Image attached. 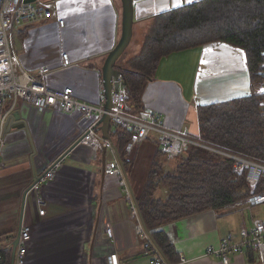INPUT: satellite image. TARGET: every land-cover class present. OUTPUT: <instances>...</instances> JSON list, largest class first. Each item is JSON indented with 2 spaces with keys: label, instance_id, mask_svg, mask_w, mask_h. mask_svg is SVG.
I'll return each mask as SVG.
<instances>
[{
  "label": "crops",
  "instance_id": "obj_1",
  "mask_svg": "<svg viewBox=\"0 0 264 264\" xmlns=\"http://www.w3.org/2000/svg\"><path fill=\"white\" fill-rule=\"evenodd\" d=\"M51 1L57 3L64 27L59 28L52 18L35 27L15 29L16 53L33 75L39 67L50 65V88L71 87L79 100L97 104L106 55L121 36V1ZM199 1L133 0L132 38H137V30L144 32L155 16ZM133 46L134 56L141 45ZM62 53L69 55L71 68L60 67ZM183 56L184 65L192 64L186 90L182 78H169L178 76L172 66L162 67L165 59L177 61ZM251 91L244 51L211 42L163 57L156 75L147 82L142 105L144 111L161 115L167 128L198 137V107L227 102ZM16 111L25 127L6 133L0 159V248H12L21 226L27 225L31 240L26 264H107V257L113 254L121 264H150L143 248L145 238L131 216L130 199L118 178L106 173L105 164L113 160L109 149L104 152L77 145L70 150L60 161L54 180L40 190L45 213L39 215L36 193L25 192L79 139L90 121L79 113L66 114L59 109L38 112L25 102H19ZM98 130L101 133V125ZM114 131L111 123L109 136L116 144ZM158 150L153 135L128 154L131 164L127 176L135 196L142 192ZM256 220L264 221V204L207 210L165 224L158 231L172 246L169 263L176 264L178 254H182L187 259L183 264H220L218 259L204 255L206 247L219 244L230 234L239 241L240 229L251 228ZM105 223L112 227L110 239L104 235ZM229 264H264V255L248 250L232 256Z\"/></svg>",
  "mask_w": 264,
  "mask_h": 264
},
{
  "label": "trees",
  "instance_id": "obj_2",
  "mask_svg": "<svg viewBox=\"0 0 264 264\" xmlns=\"http://www.w3.org/2000/svg\"><path fill=\"white\" fill-rule=\"evenodd\" d=\"M150 22L139 53L125 60L126 50L114 67L128 91L130 111L139 114L143 110L144 89L163 57L211 42L231 45L245 53L252 91L227 102L198 107L200 138L264 160V95L256 93L264 81V0H202L161 13ZM114 137L117 141L113 146L127 173L131 160L125 149L130 134L115 127ZM263 189L262 185L249 186L233 174L232 161L220 155L189 147L167 159L159 149L135 201L150 238L171 262L173 249L158 231L161 226L207 210L222 211ZM10 261L7 253L0 264Z\"/></svg>",
  "mask_w": 264,
  "mask_h": 264
},
{
  "label": "built area",
  "instance_id": "obj_3",
  "mask_svg": "<svg viewBox=\"0 0 264 264\" xmlns=\"http://www.w3.org/2000/svg\"><path fill=\"white\" fill-rule=\"evenodd\" d=\"M56 19L59 28L64 27V21L58 17L57 3L51 0H0V159L6 142L5 123L17 108L19 102L32 105L38 112L45 109H59L66 114L79 113L90 121L88 127L79 137L78 145H85L102 151L109 149L113 160L105 164L107 175L118 178L119 184L124 187L130 199V212L134 220L138 222V230L144 236L143 248L150 257V264H171L155 246L148 234L144 231L136 204L131 198L128 185L118 162L116 151L108 140L103 139L98 130L97 123L104 116L110 117L111 123L121 131L130 134L129 143L126 146V154H130L133 148L141 144L153 135L157 137L158 148L167 159H173L183 154L189 147L204 149L220 155L232 161V172L242 177L247 185L264 187V160H259L240 153H234L203 141L200 136L195 137L188 132H179L167 128L163 124L161 115L142 110L139 114L130 111L128 105V91L123 83L122 75L112 80L111 108L104 109L106 102L102 83L98 95V103L90 104L79 100L71 87L52 89L48 85V76L52 72L50 65L38 68L37 75H33L18 57L14 42L13 32L19 28L35 27L49 19ZM264 68V50L262 52ZM60 67L68 69L73 66L67 53H62ZM116 85L114 87L113 85ZM256 93L264 95V81L257 87ZM2 164L0 162V174ZM61 168L60 162L50 163L41 175L36 178L29 192L36 193V204L39 215H44L45 201L39 194L43 186L53 181ZM28 192V193H29ZM264 204V189L260 192L241 199L230 206L255 207ZM104 235L110 239L113 237L112 227L109 223L103 226ZM31 229L22 225L18 235V243L14 254L13 264H26L27 246L31 240ZM240 240L230 234L217 245L206 247L204 255L207 258H216L220 264H229L231 257L242 255L245 251H256L263 257L264 250V221L256 220L249 229H240ZM11 246L0 249V262L5 254L10 253ZM184 255L178 254L176 264L186 263ZM107 264H121L116 255L107 257Z\"/></svg>",
  "mask_w": 264,
  "mask_h": 264
},
{
  "label": "water",
  "instance_id": "obj_4",
  "mask_svg": "<svg viewBox=\"0 0 264 264\" xmlns=\"http://www.w3.org/2000/svg\"><path fill=\"white\" fill-rule=\"evenodd\" d=\"M34 0H27V2H32ZM121 1V5H122V18H121V36L119 41L117 42V44L115 45V47L106 55L105 61H104V65L102 68V87L104 90V96L106 99L105 105H104V109L106 111H109L111 108V92H112V80H116V78L118 77L119 73L118 71L115 70V64L118 61V59L123 55V53L127 50L132 36H133V0H120ZM114 87H116V85H113ZM97 125H101V133H102V137L105 140H108L113 149L116 151L115 147L112 144L111 138L109 136V129H110V125H111V120L110 117L106 114L104 115L99 122L97 123ZM25 127V121L23 119L20 118V114L18 113V111H15L12 115L9 116V118L7 119L6 123H5V132L8 133L10 130L12 129H20ZM79 144V140H77L59 159H57V162H60L62 160V158L64 156H66L68 154V152L70 150H72L75 146H77ZM103 151L105 152V149H103ZM117 154V151H116ZM118 157V162L119 165L122 169L124 178L128 184V187L130 189V193L132 195V199L134 201V203L136 204L135 201V195L131 189L130 183L128 181V176L127 173L125 171V167L124 164L122 163L119 155L117 154ZM30 191V188L25 192L24 195L28 194V192ZM25 198V197H24ZM24 204V201H23ZM138 215H139V219L141 222V225L144 229V231L148 234L149 238L151 237L149 232L147 231L145 224L143 222L142 216L138 211ZM152 240V242L155 244V242L153 241L152 238H150ZM18 243V236L15 239V241L12 243V253H11V261L10 264L14 263V254H15V250H16V246ZM155 246L157 247V245L155 244ZM158 248V247H157ZM159 249V248H158Z\"/></svg>",
  "mask_w": 264,
  "mask_h": 264
},
{
  "label": "rangeland",
  "instance_id": "obj_5",
  "mask_svg": "<svg viewBox=\"0 0 264 264\" xmlns=\"http://www.w3.org/2000/svg\"><path fill=\"white\" fill-rule=\"evenodd\" d=\"M150 29H151V22L146 25L144 32L139 31V30L136 31L137 32L136 33V37L137 38H133L132 39V42H131L130 46L128 47L127 51H126V55L127 56H125L126 57L125 60H129L133 56V53H134L133 52V47H134L133 45L134 44L140 43V45L142 46L143 42L145 41V36L148 35V32H149ZM16 47H18V45H16ZM183 58H184V56L181 57V59H178L177 61L175 60V58L172 59V60L165 59L164 60L165 62H162L163 63L162 67H164L166 65L172 66L175 69V71H176L175 73H177L178 76L177 77L173 76V77H169V78H176V79H181L182 78V81L184 82L182 88L184 90H186V87L189 89V86H188V84H189V76H188V74H190L189 72L192 70V64L188 63L187 65H184L182 63ZM180 73L181 74L187 73V74L182 76ZM169 78H163V79H169ZM169 81L171 82V80H169ZM179 87L181 88V86H179ZM145 162L148 163V161H145ZM142 177H143V175H142ZM143 183H144V180H142L141 185Z\"/></svg>",
  "mask_w": 264,
  "mask_h": 264
}]
</instances>
